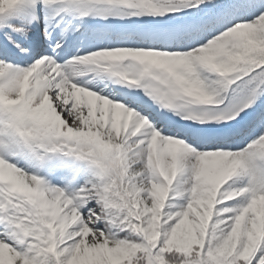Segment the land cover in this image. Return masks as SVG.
<instances>
[{
	"label": "snow or ice",
	"instance_id": "6c2138e0",
	"mask_svg": "<svg viewBox=\"0 0 264 264\" xmlns=\"http://www.w3.org/2000/svg\"><path fill=\"white\" fill-rule=\"evenodd\" d=\"M0 264H264V0H0Z\"/></svg>",
	"mask_w": 264,
	"mask_h": 264
}]
</instances>
